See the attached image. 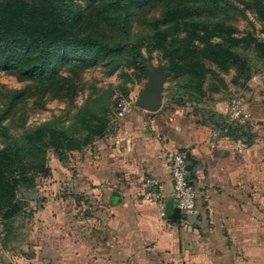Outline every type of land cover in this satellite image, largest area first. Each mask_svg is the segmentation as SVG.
Wrapping results in <instances>:
<instances>
[{
    "label": "crops",
    "instance_id": "1",
    "mask_svg": "<svg viewBox=\"0 0 264 264\" xmlns=\"http://www.w3.org/2000/svg\"><path fill=\"white\" fill-rule=\"evenodd\" d=\"M241 102L251 147L168 102L157 112L129 104L116 130L70 155L71 177L58 165L59 195L30 212L24 252L3 241L0 264L11 252L8 264H264V102ZM230 106L218 101L213 111L228 118ZM173 153H190L198 166L190 172L197 208L180 221L167 214L176 206ZM149 178L162 183L163 205L146 199ZM27 199L39 202L35 192Z\"/></svg>",
    "mask_w": 264,
    "mask_h": 264
},
{
    "label": "trees",
    "instance_id": "2",
    "mask_svg": "<svg viewBox=\"0 0 264 264\" xmlns=\"http://www.w3.org/2000/svg\"><path fill=\"white\" fill-rule=\"evenodd\" d=\"M236 1L264 24V0ZM150 7L160 8L158 17L143 16ZM137 10L138 19L152 32L149 49L163 53L166 71L192 100L207 96L204 87L210 75L217 81L210 93L227 87L210 66L224 73L234 70L233 83L246 88L253 77L249 56L264 64V42L252 34L238 35L229 24L231 11L238 8L226 0H0V70L30 83L23 90L7 91V103L0 108V217L7 241L16 237V221L25 215L20 190H33L40 178L52 175L48 153L54 151L66 162L71 154L105 138L117 102L113 90L100 88L77 108L69 124L55 119L26 128L21 112L23 132L15 136L6 121L28 100L38 108L49 99L73 104L83 75L98 65L109 75L131 66L138 80L145 78V43L132 39L129 24ZM206 124L233 142L248 147L255 142L248 125L222 115L209 114Z\"/></svg>",
    "mask_w": 264,
    "mask_h": 264
},
{
    "label": "rangeland",
    "instance_id": "3",
    "mask_svg": "<svg viewBox=\"0 0 264 264\" xmlns=\"http://www.w3.org/2000/svg\"><path fill=\"white\" fill-rule=\"evenodd\" d=\"M235 7L238 8V11H231L230 21L233 27L238 31L239 36H244L247 34H252L258 40L264 42V24L256 17V15L251 12L244 10V7L238 3L236 0H226ZM160 14V8L150 7L146 10L143 16L146 19H151L153 17H158ZM140 16V11H135L134 15L131 17L129 24L131 27V37L132 39H140V43L144 44L143 54L146 59L144 67L146 68V77L141 76V79L138 80V73L134 71L131 66H125L118 72L109 75V70L104 68L102 65H98L94 68H91L86 71L83 75V86L82 90L73 104H69L66 101H60L57 99H49L46 101L44 108H38L34 105V100H28L26 106L22 108V111L12 116L11 120H7L5 124L9 126L10 133L13 135L22 134L20 118L21 112L25 114V126L26 128H34L42 124L51 122L55 119H61V121L68 122L71 120L73 115L76 113L77 108L82 107L88 98L92 96L96 89H109L114 91V99L117 102V108L114 110L112 119H111V130H116L118 126V120H116V113L121 108L123 103L131 104L140 107L139 102L143 95V89H145L146 84L152 78H158L162 87L163 101L168 102L170 109H175L174 107L180 108L185 112H189L191 115L197 118L199 123H209V114H214L213 107L218 101H226L229 104L234 100L240 101H253V102H264V64L259 63L253 55H250V62L252 66L253 77L251 81L247 84V87L244 88L242 85H235L233 79L236 76L234 70H231L227 73L219 72L214 66H210L216 73L219 74L220 78L223 79L226 83V88H221L220 93H210V85L217 84L216 79L210 75L208 77V82L205 84L204 89L207 91V96L200 100H192L188 96L182 95L184 90L179 85L178 81L173 78V76L166 71L168 68L167 62L163 59V53L160 51L149 49V44L151 42L150 37L152 32L147 30L146 25L142 24L138 19ZM73 64V63H72ZM71 65L68 64L64 68V73L66 74L67 68ZM128 75V77H126ZM242 84V83H241ZM30 85L29 82L21 80L18 76L0 70V108H3L6 103V93L7 91H19L27 88ZM128 93V94H127ZM173 95L177 100L171 99L169 96ZM21 107V106H20ZM228 119L231 121V117ZM68 121V122H67ZM240 124V123H239ZM213 127L211 124H209ZM242 125H246L244 121ZM214 129V128H213ZM1 148V146H0ZM48 166L51 169L52 175L50 178H40L38 180V186L33 190L21 189L19 192V198L26 202L25 215L20 216L16 221L17 232L16 237L12 238L10 241H7L14 249H17L20 253L24 252V236L27 234V231L30 230V219L28 216L31 213H34L36 210H40L42 207V200L45 199L47 194H50V197H53L56 200L57 194L54 185L57 183L58 178V165L62 164L70 170V177L72 175V162L70 157L66 162H60L58 155L54 151H50L47 155ZM32 192H35L39 201L37 204L31 205L30 199H27L28 195H32ZM65 195L71 196V189L67 188ZM68 206H71L69 203ZM258 210L263 207L262 204H258ZM87 206H84L86 210ZM197 208V207H196ZM195 208V210H196ZM194 210V211H195ZM193 211V212H194ZM205 237V236H204ZM215 238L217 236H214ZM203 238L200 235L199 239ZM6 240V233L3 231L2 219L0 217V246L3 245V241ZM22 243V244H21ZM4 246V245H3ZM2 246V247H3ZM21 248H23L21 250ZM5 264H8L11 254H8V257H4ZM150 257V256H149ZM162 257V256H160ZM149 264L153 260H147ZM162 264H176V263H167L164 261Z\"/></svg>",
    "mask_w": 264,
    "mask_h": 264
},
{
    "label": "built area",
    "instance_id": "4",
    "mask_svg": "<svg viewBox=\"0 0 264 264\" xmlns=\"http://www.w3.org/2000/svg\"><path fill=\"white\" fill-rule=\"evenodd\" d=\"M129 112V105L123 103L116 113V120H122ZM231 121L243 123L246 114L242 110V102L234 100L230 106ZM166 164L170 170V178L172 183V197L175 200L177 208L181 214L187 215L197 207V192L190 180V172L187 170L186 154L173 153L169 154ZM147 189L145 197L147 200L163 205V185L157 178H149L146 182Z\"/></svg>",
    "mask_w": 264,
    "mask_h": 264
},
{
    "label": "water",
    "instance_id": "5",
    "mask_svg": "<svg viewBox=\"0 0 264 264\" xmlns=\"http://www.w3.org/2000/svg\"><path fill=\"white\" fill-rule=\"evenodd\" d=\"M160 80L158 78H152L145 86L142 98L139 105L147 111L157 112L163 104V95ZM187 170L189 172L196 169L197 163L192 158L190 153L186 154ZM168 219L172 221H180L182 214L177 206L169 207L167 210Z\"/></svg>",
    "mask_w": 264,
    "mask_h": 264
}]
</instances>
